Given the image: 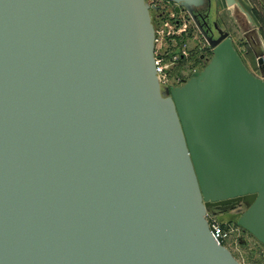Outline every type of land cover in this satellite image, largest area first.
I'll return each mask as SVG.
<instances>
[{
    "label": "water",
    "instance_id": "water-1",
    "mask_svg": "<svg viewBox=\"0 0 264 264\" xmlns=\"http://www.w3.org/2000/svg\"><path fill=\"white\" fill-rule=\"evenodd\" d=\"M200 32L160 89L143 0H0V264H239L205 218L239 203L264 246V79Z\"/></svg>",
    "mask_w": 264,
    "mask_h": 264
},
{
    "label": "rangeland",
    "instance_id": "rangeland-1",
    "mask_svg": "<svg viewBox=\"0 0 264 264\" xmlns=\"http://www.w3.org/2000/svg\"><path fill=\"white\" fill-rule=\"evenodd\" d=\"M155 3L158 4L159 11L163 14L158 17L156 12L150 13L151 23L157 32L156 47L159 53L163 54V51L172 50L174 47H183L185 51L181 59L174 56L172 63H169L167 58L163 61L167 64L169 74L168 82H165L178 86L182 82L175 81L176 75L186 77L193 67L200 71L207 62L208 59L198 60L206 43L200 39L186 11H174L172 7L174 3L170 1L156 0ZM240 6L245 7L251 21L246 19L236 5L226 6L223 1H220L218 4L219 26L227 31L233 48L245 68L255 77L264 79V68L259 70L256 65L257 55L261 56L264 65V2L253 0L251 4L246 3ZM225 8L230 10V14L224 12ZM244 208L243 203L224 211L210 208L206 211L205 218L210 223L219 224L226 232L222 243L239 264H262L264 246L236 223Z\"/></svg>",
    "mask_w": 264,
    "mask_h": 264
},
{
    "label": "built area",
    "instance_id": "built-area-1",
    "mask_svg": "<svg viewBox=\"0 0 264 264\" xmlns=\"http://www.w3.org/2000/svg\"><path fill=\"white\" fill-rule=\"evenodd\" d=\"M143 1L147 5L150 13L154 11V12H156V15L158 17L163 15L162 12L159 11L160 9H159L158 4L155 3L156 0H143ZM172 7H173V5H172ZM153 30H154L153 63H154L155 75H156L159 87H160V89H164L166 87H168V88L175 87V86H177L176 84L166 83V82H168L167 78H168L169 74H168L167 64L164 63L163 61H164V58H167L169 63H172L174 60V56H178V57L183 58L184 53H185L184 48L183 47H174V49H172V50L163 51V54H162V52L159 53V51L156 47V42H157V34L156 33L157 32L154 28H153ZM192 71H194V69H191L190 73ZM181 77H182L181 75H176L174 77V79H175V81H178L181 83V82L185 81V80L181 81L180 80ZM207 224H208L209 232H210L212 238L214 239V241L217 244L224 246L222 243V238L226 235V232L217 223H213V222L210 223L209 221H207ZM262 264H264V261L262 262Z\"/></svg>",
    "mask_w": 264,
    "mask_h": 264
},
{
    "label": "flooded vegetation",
    "instance_id": "flooded-vegetation-1",
    "mask_svg": "<svg viewBox=\"0 0 264 264\" xmlns=\"http://www.w3.org/2000/svg\"><path fill=\"white\" fill-rule=\"evenodd\" d=\"M167 1V0H166ZM220 1H224V0H210L208 4L200 6L195 8L194 10V14L198 23V26L200 28V30L207 36L211 37V38H215L217 36V32L216 29L217 28H221V26H219V21H218V4ZM173 3V2H172ZM175 7V4H173V9ZM184 9L180 8L176 11V12H181ZM175 11V10H174ZM185 11V10H184ZM224 12L226 14H230V10L225 8ZM150 13V12H149ZM191 19V18H190ZM193 23V22H192ZM194 25V24H193ZM195 26V25H194ZM196 28V27H195ZM196 30L199 33V37L202 41L205 42L204 37L201 35V32L199 29L196 28ZM224 31H226L225 29H222ZM227 33V31H226ZM228 36V34H227ZM230 39V38H229ZM231 41V39H230ZM251 41V39H250ZM206 43V42H205ZM232 44V42H231ZM233 46V45H232ZM207 54L211 55V48H209L207 46V44L205 45V47H203L201 53L199 54V61H206L207 59H209V56H207ZM180 59L182 57H179ZM257 65V62H256ZM261 68L259 69L258 65V69L259 70H263L264 65L261 64ZM192 69H194V71H192L190 74H188L186 77L182 76L180 78V80H186L187 78H189L194 72L198 71V69H196V67H193Z\"/></svg>",
    "mask_w": 264,
    "mask_h": 264
},
{
    "label": "crops",
    "instance_id": "crops-1",
    "mask_svg": "<svg viewBox=\"0 0 264 264\" xmlns=\"http://www.w3.org/2000/svg\"><path fill=\"white\" fill-rule=\"evenodd\" d=\"M236 3H238V5L240 6V5H242V4H251V3H253V0H234ZM257 1V0H256ZM260 2L261 1H263L264 2V0H259ZM224 2V1H223ZM234 5H236V4H234ZM238 5H236L237 7H238V9L240 10V8H239V6ZM242 9H243V11H241V13H243V15L246 17V19L248 20V18H247V16H246V14H245V12H246V10H245V7L243 8L242 6H240ZM247 13V12H246ZM247 15L249 16V14L247 13ZM249 18H250V20H248V21H251V17L249 16Z\"/></svg>",
    "mask_w": 264,
    "mask_h": 264
}]
</instances>
